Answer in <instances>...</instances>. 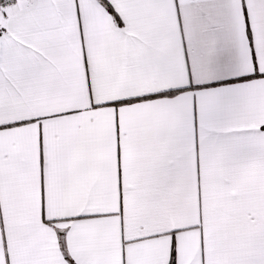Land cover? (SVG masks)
Masks as SVG:
<instances>
[{
	"label": "snow or ice",
	"instance_id": "snow-or-ice-1",
	"mask_svg": "<svg viewBox=\"0 0 264 264\" xmlns=\"http://www.w3.org/2000/svg\"><path fill=\"white\" fill-rule=\"evenodd\" d=\"M0 264H264V0H0Z\"/></svg>",
	"mask_w": 264,
	"mask_h": 264
}]
</instances>
